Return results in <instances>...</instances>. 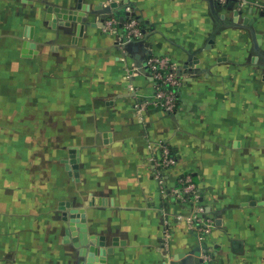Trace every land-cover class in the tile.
I'll list each match as a JSON object with an SVG mask.
<instances>
[{
	"label": "crops",
	"instance_id": "0c3cea01",
	"mask_svg": "<svg viewBox=\"0 0 264 264\" xmlns=\"http://www.w3.org/2000/svg\"><path fill=\"white\" fill-rule=\"evenodd\" d=\"M150 55L184 78L176 113L135 109ZM157 142L177 156L168 188L190 173L201 192L203 238L153 176ZM91 256L264 264V0H0V264Z\"/></svg>",
	"mask_w": 264,
	"mask_h": 264
},
{
	"label": "built area",
	"instance_id": "2783aa9c",
	"mask_svg": "<svg viewBox=\"0 0 264 264\" xmlns=\"http://www.w3.org/2000/svg\"><path fill=\"white\" fill-rule=\"evenodd\" d=\"M105 1L110 5L116 2V0ZM125 11L126 15L121 24L125 40L131 41L142 37L141 24L133 9L128 6ZM116 23L118 22L115 16L107 20V26L111 29ZM146 62L153 80L154 90L151 96L141 99L135 104L136 111L141 112L149 106H153L166 114L176 113L180 106V94L184 82L178 67L174 61L164 55H150ZM155 145L157 149L152 156L153 176L158 181L161 192L165 196L173 197L192 207L188 215L177 214L175 220L185 221L198 237H205L213 230L214 221L206 213L201 192L194 178L190 173L182 174L178 178L179 185L169 189L166 174L177 164V156L166 143L157 142Z\"/></svg>",
	"mask_w": 264,
	"mask_h": 264
},
{
	"label": "water",
	"instance_id": "95a60500",
	"mask_svg": "<svg viewBox=\"0 0 264 264\" xmlns=\"http://www.w3.org/2000/svg\"><path fill=\"white\" fill-rule=\"evenodd\" d=\"M232 1H236V0H232ZM106 16H108V15H106ZM146 70H147V67H146ZM83 220H85V219L83 218ZM71 229H73L74 234L76 232L80 231V237H79L80 240L78 239V243H80L79 241H82V243L86 242V240H87V234H86L87 229H86L85 223H83V222L79 223L78 224V230H76L74 226H71ZM108 251L111 252L112 249H109ZM88 260H89L88 264H91L90 261L93 260V257L92 256L89 257ZM101 261L102 262L105 261V257L104 256L101 257ZM188 261H190L189 262L190 264H201L203 262V259L200 258V257L189 256L188 257ZM100 264H103V263H100Z\"/></svg>",
	"mask_w": 264,
	"mask_h": 264
}]
</instances>
